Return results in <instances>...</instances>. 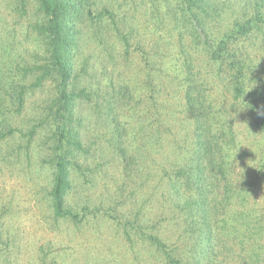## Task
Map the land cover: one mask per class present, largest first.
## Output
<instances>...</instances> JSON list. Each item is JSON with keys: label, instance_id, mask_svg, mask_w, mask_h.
Wrapping results in <instances>:
<instances>
[{"label": "rangeland", "instance_id": "rangeland-1", "mask_svg": "<svg viewBox=\"0 0 264 264\" xmlns=\"http://www.w3.org/2000/svg\"><path fill=\"white\" fill-rule=\"evenodd\" d=\"M155 1L101 0L97 7L99 11L108 6L118 21L126 18V26L131 27L125 31L137 38L134 44L141 43L145 54L135 46L127 57L113 39L116 48L110 61L107 46L98 45L88 33L87 39L83 37L75 64L76 73L83 66L86 69L79 89L98 94L99 100H95L97 110L94 102L78 101L77 117L85 120L82 143L90 150L76 153L78 167L72 170V188L65 197V210L80 217L75 220L56 216L53 207L54 169L43 145L47 131L41 129L30 137L29 130L38 125L40 113L55 94L52 82L32 86L49 59L46 43L35 28L41 16L37 1L0 0V107L8 112L7 105L18 95L15 92L21 81L31 89L21 113L7 116L14 131L0 127V134L8 133L0 140V264H165L150 236L173 243L183 259L209 242L214 250L208 258L211 264H264L261 129L249 113L239 109L224 73L211 70L201 54L185 60L187 53H181L175 22L165 2L173 0ZM158 11L163 23L160 29L154 27ZM109 21L103 31L113 29ZM156 39H160L159 45L152 46ZM184 43L192 44L187 37ZM262 45L253 40L247 46L257 65L264 63ZM157 50L162 55L160 67L147 68L145 55L155 56ZM186 61L194 67L193 85L206 105L212 104L200 122L213 124L215 131L224 129L221 123L231 122L235 137V148L231 151L229 147L232 159L227 178L211 177L212 193L190 191L194 203L206 199L203 209L197 210L196 204L192 208L205 214L193 221L186 212L174 209L176 202L168 184V174H175L193 154L196 123L187 111L188 72L181 67ZM150 75L154 84L159 79L163 83L155 86L161 89L153 92L154 98L150 97ZM124 86L129 89L125 98L119 94ZM110 96L121 125L128 129L120 142L110 131L105 113L104 102ZM226 184L232 191L229 195ZM182 200L187 199L178 202Z\"/></svg>", "mask_w": 264, "mask_h": 264}, {"label": "trees", "instance_id": "trees-1", "mask_svg": "<svg viewBox=\"0 0 264 264\" xmlns=\"http://www.w3.org/2000/svg\"><path fill=\"white\" fill-rule=\"evenodd\" d=\"M22 1L25 2V0ZM36 1L41 16L35 28L46 43L49 59H46V65L40 69L41 74L37 76L32 86L42 87L46 82H52L55 86V94L51 97L50 104L40 113L38 125H33L29 130L31 131L30 137H34L41 129L47 131L43 145L51 156L49 165L54 169L51 198L56 216L79 220L78 215L65 210V197L72 188V170L78 167L76 153L88 154L90 150L84 149L81 138L85 120L77 117L76 112L79 100L87 101V103L94 102L96 110L98 104L95 100H99L98 94L95 96L87 88L79 89L86 69L83 66L82 72L76 73L75 64L83 49V37L87 39L89 34L98 45L107 46L110 61L113 60L112 52L116 48V45L111 43L113 39L118 40V44L122 45L127 57L130 55L131 48L135 46L144 54L146 51L141 47V43L134 44L137 38L135 39L130 31L126 32L131 27V25L126 26V18L118 21L115 18L116 13L108 6H101L102 8L98 11L97 7L101 0ZM165 2L168 4L172 21L175 22L174 29L178 32V42L182 46L181 53H187L185 60L188 56L191 60L194 54H201L206 58L211 70L213 69L218 75L224 73L228 78L234 101L238 103L239 109L249 113L255 125L260 127V132L264 137V63L257 65L255 59L247 52V46L253 43V40H259L263 44L260 49L264 51V0H173L175 6L168 1ZM158 14L160 15L158 23H154V27L160 29L163 28L162 15L160 11ZM107 19L114 26L109 32L102 29H108ZM87 21L90 23V31L87 30ZM133 31H135L134 28ZM186 37L191 39L190 46L184 43ZM140 41L141 39H138V42ZM155 41L156 43L152 46L159 45L160 39ZM188 47H190L189 51ZM161 57L159 50L156 51L155 56L147 52L145 55L147 68L149 66L152 69L155 66L160 67L158 64H160ZM181 67L188 72L185 78L188 82L185 99L188 114L195 119L196 123L195 140L193 154L175 174H168V184L170 193L176 202L174 209L186 212L188 218L193 221L205 214H197L192 208L196 204L199 205L197 210L203 209V202L206 199L202 197L200 198L201 203H194L190 197V191L195 189L198 192L212 193L214 185H212L213 181L208 182L210 178H222L223 180L224 177L227 178L232 159L229 147L231 146V151L235 148V137L230 126L231 122H227L229 125L221 123L220 126L224 129L218 131H215L213 124L206 126L200 122L204 113L212 109V104L207 103L206 105V99L193 85V77L196 75L192 76L191 72L194 69L192 64L186 61L181 63ZM29 70L25 69V73L30 72ZM153 78L149 76L151 98H154L153 92L161 89L155 86L163 84L160 79L157 84H154ZM108 86L113 88L111 81ZM128 90V86L121 87L119 94L125 98L129 94ZM30 91V87L23 85L21 81L15 92V95H18L7 105L8 112L3 111L5 106L0 107V127L3 131H14L8 125L7 116L21 113L26 102L25 96ZM113 100L114 97L110 96L104 102L105 113L110 118V131H113V136L116 135L115 138L120 142V136H123L128 129L121 125L115 107L112 106ZM118 100L123 102L124 99L118 98ZM204 128H206L205 131ZM5 135L0 134V140L5 139ZM113 146H115L114 143ZM231 192V188L226 184L225 193L229 195ZM167 197L170 199V195ZM180 198L187 200L179 203ZM149 241L157 251L162 253L165 264H211L208 258L214 250L209 247V242L199 249L200 253L193 250L186 259H183L176 246L168 243V240L150 236Z\"/></svg>", "mask_w": 264, "mask_h": 264}]
</instances>
